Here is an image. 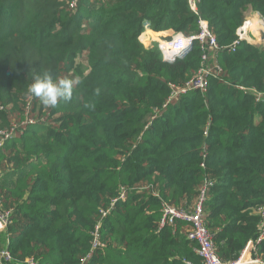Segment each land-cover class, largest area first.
Masks as SVG:
<instances>
[{"label":"trees","instance_id":"obj_1","mask_svg":"<svg viewBox=\"0 0 264 264\" xmlns=\"http://www.w3.org/2000/svg\"><path fill=\"white\" fill-rule=\"evenodd\" d=\"M249 10L264 19V0H200L196 14L187 0H79L75 10L68 0H0V121L20 113L34 75L80 80L46 115L35 99L44 122L0 150V206L11 211L0 250L13 259L0 264H79L97 223L103 247L86 264H202L183 223L158 226L160 199L190 210L202 186L217 256L238 260L259 235L264 200V103L236 89L264 91V47L226 50ZM198 19L222 48L221 75L163 107L168 84H184L202 52L193 41L166 62L139 42L143 26L171 42L173 32L196 35ZM121 188L125 200L99 220ZM251 257L264 261V225Z\"/></svg>","mask_w":264,"mask_h":264},{"label":"built area","instance_id":"obj_2","mask_svg":"<svg viewBox=\"0 0 264 264\" xmlns=\"http://www.w3.org/2000/svg\"><path fill=\"white\" fill-rule=\"evenodd\" d=\"M200 0H187L188 7L191 12L194 14L197 13V4ZM79 0H68V7L71 10H75L78 5ZM199 32L194 36L185 37L181 33H177L173 36L174 45L181 44L182 48L180 50L174 51L175 53L168 54L164 52L160 47H158L161 41H156L157 49L162 55V58L166 62H171L175 58H181L186 52H188L192 46L193 41H198L200 51L202 56L200 59V64L198 70L185 81L182 85H175L169 83V95L166 100V103L163 105L165 107L171 101H176L182 96L187 95L190 92L198 91L201 94H204L207 89V80L209 77H219L221 75V68L218 65L216 54L222 49L218 47L214 35L209 31L207 23L201 19H198ZM150 30L147 23L143 26V32L139 37V40L142 42L141 38L145 36L146 42L149 38L146 31ZM264 19L258 14L252 11H249L240 26L235 31V39L230 46L226 48L229 52H234L235 48L242 42H247L249 44L264 47ZM152 40V39H151ZM152 48V47H147ZM236 89L242 92L243 94L250 95L255 103H264V91H258L253 87H242L236 86ZM27 92V91H26ZM35 99L29 98L26 93L22 99V107L19 114L15 117L10 118L7 124V127L0 126V150L4 145L15 139L17 136L21 135L23 130L27 127L35 125L37 122H44V119H37L34 112H32L33 104ZM204 192L205 186H202L200 193L198 195L197 201L190 210L176 208L166 201L161 200L158 197V194L154 191L151 192V196L158 198L160 201V221L159 229L165 226L175 227L178 222H181L186 227V237L189 241L196 244L194 252L202 260V264H225L222 263L216 252V246L214 244V235L210 233L204 224L203 221V211H202V202L204 201ZM125 190L123 188L119 189L118 195L110 201L109 206L106 209H101L99 211V220L104 219L107 214L114 208L115 204L125 200ZM256 215L260 218V223L258 225L259 235L255 241H250L246 247L240 253L238 260L231 264H240V260L244 255L247 256L248 261L244 264H264V261H261L257 258L253 259L251 254H254L255 247L263 239V225H264V200L262 205L257 210ZM11 211L4 210L0 206V233H5L7 235V229L11 224ZM100 223H97L94 227V231L91 233V249L89 253L81 259L79 264H86L87 259L91 254L103 247V244L100 242L98 237ZM8 244V241H6ZM0 260L4 262L12 261V257L8 249L0 250ZM27 264H37L32 259L26 260Z\"/></svg>","mask_w":264,"mask_h":264},{"label":"clouds","instance_id":"obj_3","mask_svg":"<svg viewBox=\"0 0 264 264\" xmlns=\"http://www.w3.org/2000/svg\"><path fill=\"white\" fill-rule=\"evenodd\" d=\"M79 83V77L65 76L54 80L51 72L45 70L42 74L33 76V82L28 85L26 95L38 100L45 109H53L57 108L61 102L70 103ZM95 94L100 95L99 88L95 90ZM85 107H92V105H85Z\"/></svg>","mask_w":264,"mask_h":264},{"label":"bare ground","instance_id":"obj_4","mask_svg":"<svg viewBox=\"0 0 264 264\" xmlns=\"http://www.w3.org/2000/svg\"><path fill=\"white\" fill-rule=\"evenodd\" d=\"M154 42H155L154 39L149 40L148 42H146L147 43V47H153V45H157V44H154ZM158 47H160L164 52H166L168 54H171V53L174 54L175 53L174 51L180 50L182 48V45L181 44L174 45V42L172 40L171 42L161 41V43H160V45ZM247 261H248L247 256L244 255L243 258L240 260V264H244Z\"/></svg>","mask_w":264,"mask_h":264},{"label":"rangeland","instance_id":"obj_5","mask_svg":"<svg viewBox=\"0 0 264 264\" xmlns=\"http://www.w3.org/2000/svg\"><path fill=\"white\" fill-rule=\"evenodd\" d=\"M146 33H147V36H148V38H149V40H151V39H154L155 40V42H154V44H156L157 42L156 41H159L156 37H154V35L155 34H157L156 32H154V31H152L151 29L150 30H148V31H146ZM177 33H175V32H173L172 33V35H176ZM156 36V35H155ZM148 40V41H149ZM139 42L141 43V45L143 46V47H145V48H147V46H146V42H144L143 40H142V42L139 40ZM155 45H153V47H154ZM38 106H37V109H36V112L37 113H39V108H40V106H42L40 103H39V101H38V104H37ZM47 109H43V113H44V115H46V113L45 112H47L46 111ZM13 117H15V114H12V115H10L9 116V119L10 118H13ZM9 119H8V121H9ZM0 126L1 127H7V121H6V124L5 123H3V122H1L0 121ZM20 264H27L26 262L25 263H22V262H19Z\"/></svg>","mask_w":264,"mask_h":264},{"label":"water","instance_id":"obj_6","mask_svg":"<svg viewBox=\"0 0 264 264\" xmlns=\"http://www.w3.org/2000/svg\"><path fill=\"white\" fill-rule=\"evenodd\" d=\"M261 38L264 39L263 36H261Z\"/></svg>","mask_w":264,"mask_h":264},{"label":"crops","instance_id":"obj_7","mask_svg":"<svg viewBox=\"0 0 264 264\" xmlns=\"http://www.w3.org/2000/svg\"><path fill=\"white\" fill-rule=\"evenodd\" d=\"M250 11V10H249ZM249 11H247L246 13H248Z\"/></svg>","mask_w":264,"mask_h":264}]
</instances>
